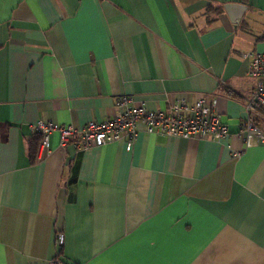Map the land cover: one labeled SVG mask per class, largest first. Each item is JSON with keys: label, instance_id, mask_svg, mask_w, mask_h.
Segmentation results:
<instances>
[{"label": "crops", "instance_id": "crops-1", "mask_svg": "<svg viewBox=\"0 0 264 264\" xmlns=\"http://www.w3.org/2000/svg\"><path fill=\"white\" fill-rule=\"evenodd\" d=\"M226 6H246L236 27ZM250 52L264 53V0H0V264H264ZM203 95L221 141L140 127L130 151L81 152L56 132L31 160L40 121L82 128L122 97L158 111Z\"/></svg>", "mask_w": 264, "mask_h": 264}, {"label": "built area", "instance_id": "built-area-1", "mask_svg": "<svg viewBox=\"0 0 264 264\" xmlns=\"http://www.w3.org/2000/svg\"><path fill=\"white\" fill-rule=\"evenodd\" d=\"M244 57L250 63L249 74L256 81L255 92L245 105L247 119L243 129L246 145L251 146L256 141L264 143V132L256 124L257 119L264 121V53L250 52ZM133 103L132 98L122 97L116 102L117 113L110 119L90 121L82 128L40 121L35 127L41 135L38 158L50 155L51 135L56 132L61 147L73 144L81 152L117 141H124L130 151L140 127L149 134L182 139L221 141L229 136V127L221 119L216 97L203 95L194 101L180 99L168 109L158 111ZM57 243L64 246V234L58 235ZM54 264L68 263L56 258Z\"/></svg>", "mask_w": 264, "mask_h": 264}, {"label": "trees", "instance_id": "trees-1", "mask_svg": "<svg viewBox=\"0 0 264 264\" xmlns=\"http://www.w3.org/2000/svg\"><path fill=\"white\" fill-rule=\"evenodd\" d=\"M211 11L215 14H218L222 12V9L221 8L220 9H210L208 13H210ZM40 141H41V135L38 133L35 134L34 137L29 141V151H30V157H31L32 162H34L36 158Z\"/></svg>", "mask_w": 264, "mask_h": 264}, {"label": "water", "instance_id": "water-1", "mask_svg": "<svg viewBox=\"0 0 264 264\" xmlns=\"http://www.w3.org/2000/svg\"><path fill=\"white\" fill-rule=\"evenodd\" d=\"M225 8H226L228 13H231L232 21H233V23L235 24V27H236L241 22L243 13L246 10V6H239L240 14H238L236 16L232 15V9H231L232 7L231 6H226Z\"/></svg>", "mask_w": 264, "mask_h": 264}]
</instances>
